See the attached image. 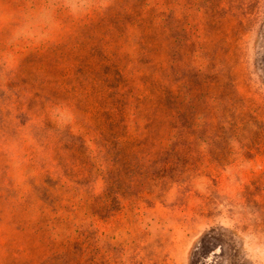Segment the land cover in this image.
I'll use <instances>...</instances> for the list:
<instances>
[{"label": "rangeland", "instance_id": "1", "mask_svg": "<svg viewBox=\"0 0 264 264\" xmlns=\"http://www.w3.org/2000/svg\"><path fill=\"white\" fill-rule=\"evenodd\" d=\"M0 264H264V0H0Z\"/></svg>", "mask_w": 264, "mask_h": 264}]
</instances>
